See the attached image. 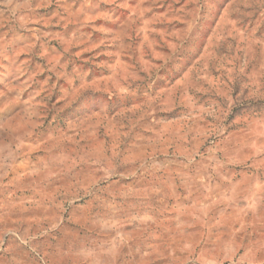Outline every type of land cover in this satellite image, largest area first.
I'll return each mask as SVG.
<instances>
[{
  "label": "rangeland",
  "instance_id": "obj_1",
  "mask_svg": "<svg viewBox=\"0 0 264 264\" xmlns=\"http://www.w3.org/2000/svg\"><path fill=\"white\" fill-rule=\"evenodd\" d=\"M0 264H264V0H0Z\"/></svg>",
  "mask_w": 264,
  "mask_h": 264
}]
</instances>
